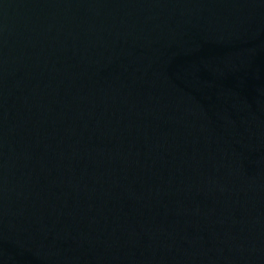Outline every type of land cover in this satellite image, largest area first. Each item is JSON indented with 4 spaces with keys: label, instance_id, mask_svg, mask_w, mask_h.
<instances>
[{
    "label": "water",
    "instance_id": "water-1",
    "mask_svg": "<svg viewBox=\"0 0 264 264\" xmlns=\"http://www.w3.org/2000/svg\"><path fill=\"white\" fill-rule=\"evenodd\" d=\"M0 264H264V0H0Z\"/></svg>",
    "mask_w": 264,
    "mask_h": 264
}]
</instances>
